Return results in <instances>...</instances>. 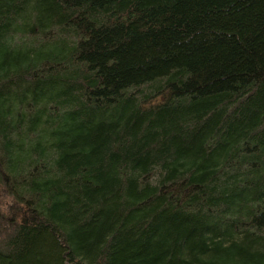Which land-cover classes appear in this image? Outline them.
I'll return each instance as SVG.
<instances>
[{"label": "trees", "instance_id": "trees-1", "mask_svg": "<svg viewBox=\"0 0 264 264\" xmlns=\"http://www.w3.org/2000/svg\"><path fill=\"white\" fill-rule=\"evenodd\" d=\"M0 186V264H264V0H0Z\"/></svg>", "mask_w": 264, "mask_h": 264}, {"label": "rangeland", "instance_id": "rangeland-1", "mask_svg": "<svg viewBox=\"0 0 264 264\" xmlns=\"http://www.w3.org/2000/svg\"><path fill=\"white\" fill-rule=\"evenodd\" d=\"M12 201L10 199L9 196H7L5 193H4V190L3 188L0 186V211L2 212V214L5 216V217H9V214H10V209L12 207ZM23 221H28L29 218H27L26 216L23 215V217H18V219H21Z\"/></svg>", "mask_w": 264, "mask_h": 264}, {"label": "water", "instance_id": "water-1", "mask_svg": "<svg viewBox=\"0 0 264 264\" xmlns=\"http://www.w3.org/2000/svg\"><path fill=\"white\" fill-rule=\"evenodd\" d=\"M33 219H34V218H33V217H31V220H32V221H33Z\"/></svg>", "mask_w": 264, "mask_h": 264}]
</instances>
